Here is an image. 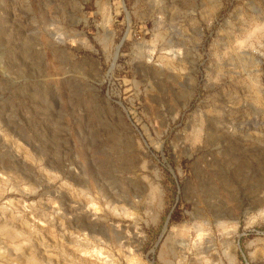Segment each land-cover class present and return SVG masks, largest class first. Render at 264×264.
<instances>
[{
  "label": "rangeland",
  "instance_id": "rangeland-1",
  "mask_svg": "<svg viewBox=\"0 0 264 264\" xmlns=\"http://www.w3.org/2000/svg\"><path fill=\"white\" fill-rule=\"evenodd\" d=\"M35 261L264 264V0H0V264Z\"/></svg>",
  "mask_w": 264,
  "mask_h": 264
},
{
  "label": "bare ground",
  "instance_id": "bare-ground-1",
  "mask_svg": "<svg viewBox=\"0 0 264 264\" xmlns=\"http://www.w3.org/2000/svg\"><path fill=\"white\" fill-rule=\"evenodd\" d=\"M13 234H14V233H13ZM15 234H16V233H15ZM7 236H8V233H7ZM11 236L14 238L16 235H15V236L10 235V237H11ZM14 240H16V239H14ZM17 246H18V245H17ZM18 247H19V246H18ZM30 261H31V260H30ZM30 261H29V262H30ZM32 262H33V261H32ZM35 262H36V261H35ZM33 263H34V262H33ZM35 264H37V262H36Z\"/></svg>",
  "mask_w": 264,
  "mask_h": 264
}]
</instances>
